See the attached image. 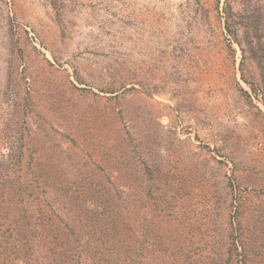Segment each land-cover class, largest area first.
Here are the masks:
<instances>
[{"label": "rangeland", "instance_id": "obj_1", "mask_svg": "<svg viewBox=\"0 0 264 264\" xmlns=\"http://www.w3.org/2000/svg\"><path fill=\"white\" fill-rule=\"evenodd\" d=\"M245 2L0 0V181L52 170L42 200L68 222L74 191L103 186L137 240L148 230L181 263L242 264L239 218L263 260L264 103L225 25Z\"/></svg>", "mask_w": 264, "mask_h": 264}, {"label": "trees", "instance_id": "obj_2", "mask_svg": "<svg viewBox=\"0 0 264 264\" xmlns=\"http://www.w3.org/2000/svg\"><path fill=\"white\" fill-rule=\"evenodd\" d=\"M245 1L246 6L240 12L227 9L225 25L232 40L241 47L243 59H246L249 51L255 61L258 79L257 82L253 81L255 84L248 83L253 85L254 91L261 90L264 103V13L258 9L259 0L251 6L250 0ZM242 29L243 38L239 32ZM243 77L248 81L245 73ZM244 94L250 97L248 92L244 91ZM8 169L9 166H4L0 160V178ZM29 173L31 171L24 170V174ZM32 174L36 178L33 183L25 178L0 181V229L5 227L0 236V246L5 248L6 260L15 252L26 264H84L87 259L90 260L88 264H190V261L186 262L188 258L181 263L180 254L185 255L181 248L174 250L169 260L171 253L161 237L154 247L149 248L152 244L146 229L141 239L137 240L130 232L131 227L125 222L119 205L108 196L104 199L103 186L93 188L91 184L74 191L70 203L77 209L68 222L58 215L52 201L46 200L45 204L42 200L43 196L47 199L43 194L48 189L43 184L54 172L40 169L32 171ZM55 188L66 194L68 190L71 191L58 186ZM81 194L83 199L79 197ZM229 225L230 250L242 257V264H264V259L255 261L252 254L260 239L257 228L252 226L245 229L239 218L237 223L231 219ZM38 254L43 255V261ZM148 255L151 256L150 260Z\"/></svg>", "mask_w": 264, "mask_h": 264}]
</instances>
